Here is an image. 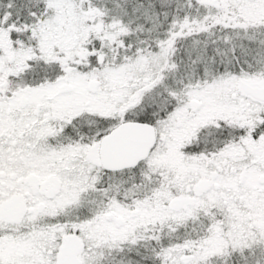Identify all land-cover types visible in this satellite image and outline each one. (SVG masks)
Masks as SVG:
<instances>
[{
	"label": "snow or ice",
	"instance_id": "snow-or-ice-1",
	"mask_svg": "<svg viewBox=\"0 0 264 264\" xmlns=\"http://www.w3.org/2000/svg\"><path fill=\"white\" fill-rule=\"evenodd\" d=\"M0 264H264V0H0Z\"/></svg>",
	"mask_w": 264,
	"mask_h": 264
}]
</instances>
